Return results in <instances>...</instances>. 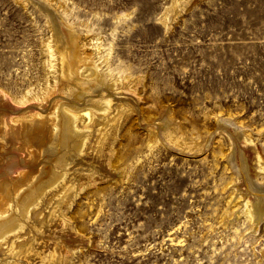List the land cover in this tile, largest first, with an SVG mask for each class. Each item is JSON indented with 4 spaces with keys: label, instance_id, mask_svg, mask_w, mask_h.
I'll return each instance as SVG.
<instances>
[{
    "label": "rangeland",
    "instance_id": "1",
    "mask_svg": "<svg viewBox=\"0 0 264 264\" xmlns=\"http://www.w3.org/2000/svg\"><path fill=\"white\" fill-rule=\"evenodd\" d=\"M70 52L84 74L97 57L124 109L66 153L52 186L65 168L44 150L55 119L30 118L66 95L79 104ZM94 87L85 98L106 89ZM252 181L264 183V0H0V210L31 208L0 257L18 233L20 264H264V217L254 229L243 207Z\"/></svg>",
    "mask_w": 264,
    "mask_h": 264
},
{
    "label": "bare ground",
    "instance_id": "2",
    "mask_svg": "<svg viewBox=\"0 0 264 264\" xmlns=\"http://www.w3.org/2000/svg\"><path fill=\"white\" fill-rule=\"evenodd\" d=\"M73 55H74L73 52H70V53H68V57L65 59V61H67L65 63V65L68 66L69 70H70V72L68 70H66L65 73L68 76L73 74L74 77L77 78L79 81L76 84L82 86V88L84 89V90L80 91V90H78L77 85H75L72 87V90H70V92L72 94H76L77 99H79V101H80V102H78L79 104L74 103L71 95H66V98L64 100L55 101L53 103V106H52L53 109L50 111V113H48V112L47 113L35 112L34 116L32 118H30L32 128H35L34 126L40 127L39 125H41V127H42V124L40 123L41 121H39L41 117H39V116L50 115L51 118L53 116L52 119H55V120H54V122L51 121V123H50V126H52V127L50 128L49 135H45L46 133L44 134V136L49 137L48 142H46V145L44 147V150H49L50 152L52 151L53 153H55V155H56L54 158L55 161H57L58 163L63 162V164H64V165H62L63 167H65V164L68 163V161L70 160L69 159L68 161H65L66 153L69 152V150L74 148V149H77L79 152H81L82 148H84V146H86V144H88V141L91 142L89 140L90 138H92L90 133H92V131H95L96 135H99V133L101 132V129L105 125H107L119 112H121L124 109V108L123 109L121 108V104H122L121 102H120L121 103L120 104L117 99L113 100V98H111V96H110V94H115V93L121 92L120 90H118V88H119L118 83L116 82V80L114 78H112L110 76L109 73L106 72L105 68L103 67L101 62L98 61L97 57H94V63L91 66L90 70H88V73L84 74V72H85V70H83L84 68L83 69H80V68L77 69V65H75L72 62L71 57ZM96 83H98L100 87L103 85L105 86L106 89L104 91H102V94L99 93L100 92L98 90L99 87L98 88L94 87L96 85ZM89 90L99 91L98 92L99 96H97L96 93L94 92L95 94L93 97L90 96V97L85 98L87 92H90ZM20 101L22 102L23 100H20ZM119 101H121V100H119ZM120 108L122 110H119ZM217 119H218V124H221L223 127H226V126L229 127L231 122H233V121H230L229 119H226L224 117L222 118L221 116H220V118H217ZM235 126L232 127V125H231L233 132L229 137H230V139H232L233 145L236 146L235 140L237 141L236 134H238V131H237V127H235ZM218 128H219V126H218ZM227 132H229V131H227ZM40 133H38V134H40ZM234 133H235V135H234L235 137L233 136ZM41 135H43V134L41 133ZM171 136H173V135H171ZM242 136H244V134ZM40 138L43 139V136L42 137L40 136ZM40 138H38V139H40ZM244 138H247V137H244ZM46 139H47V137H46ZM40 140H39V142H40ZM95 140L96 139H94V142H93L94 144L96 142ZM249 141H250V139H249ZM205 146H206V144H205ZM236 151H238V149H236L235 147H234V149L232 148V151L231 152L229 151L230 153H229L228 159L230 162L234 163L232 165L233 167L235 166L234 171L236 173H239V174L241 173V175H242L245 171V164L241 161L240 155L237 154L238 152H236ZM70 158H72V155ZM66 170H67L66 167L63 169H60L59 171L57 169H53V173H54L53 177L55 178L56 182H54V184L52 186L58 185L61 182V180L64 179V177L65 178L67 177V171L68 170L67 171ZM245 174H247V173H245ZM249 189H251L252 191H254V193H256V195H255L256 200L254 198H252V199H254L252 202L248 199H247L248 201L244 200V203H243L244 206L243 207H245L244 210L247 213L246 215H248L251 223H253V228L256 229L255 227L257 226L260 218L264 217V183L256 184L254 181H252ZM44 193H45V191H44ZM44 193H43V195H44ZM25 197L26 198L30 197V193L25 194L23 198H25ZM40 199H41V197H38L36 199V201L34 202V204L36 205ZM21 203H23V201ZM24 205H22V206L18 205V208H15L11 212H8L7 209L9 208V206H10V208H13L14 207L13 204H10L6 208V210H4V211L0 210V240L2 238H6L7 236H8L7 238H9V235H8L9 232H15L16 230H18L20 228L21 225H19V224L22 223V222H18V221H20V219H19L20 215H22V217H24V219H26V217H29V210H31V208L28 209L27 207H24ZM17 234L12 236V238L10 240L8 239L9 241L7 243L5 241H3L5 244L4 245L5 246L4 247L5 253L4 252L3 253L6 257H4V256L0 257V264H20L18 262V260H20V258H17V257L20 256L19 252H22V251L18 250L19 251L18 252L15 249L16 245L18 244L17 243L15 245V241H17L19 239V236H18L19 234L18 235ZM22 241L23 240H21V242ZM36 244H39V243H36ZM1 246H3V244ZM35 248H36V246L34 245L33 247H31L30 250L32 251ZM13 249H15L14 252H16V254H18L19 256L11 254ZM30 250L28 252H30ZM39 253H41V251ZM30 254H31V252H30ZM44 255H45V253L43 254V258H44ZM36 256H37V254H36ZM38 256H40V255L38 254ZM38 256H37V258H38ZM50 256H51V254H50ZM22 257H23V255H21V258ZM47 257H48V255H47ZM50 258H48L49 261H50ZM40 259L41 258H39V260ZM21 260H23V259H21ZM39 260H35V261H39ZM45 260H46V258H45ZM23 261H26V260H23ZM25 263L27 264V262H25ZM49 263L51 264V262H49ZM57 263H55V264H57ZM21 264H23V263L21 262ZM40 264H42V263H40ZM45 264H46V262H45Z\"/></svg>",
    "mask_w": 264,
    "mask_h": 264
}]
</instances>
